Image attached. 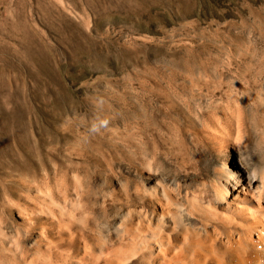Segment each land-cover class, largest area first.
Masks as SVG:
<instances>
[{
  "label": "rangeland",
  "instance_id": "374dc122",
  "mask_svg": "<svg viewBox=\"0 0 264 264\" xmlns=\"http://www.w3.org/2000/svg\"><path fill=\"white\" fill-rule=\"evenodd\" d=\"M263 250L264 0H0V264Z\"/></svg>",
  "mask_w": 264,
  "mask_h": 264
},
{
  "label": "bare ground",
  "instance_id": "6f19581e",
  "mask_svg": "<svg viewBox=\"0 0 264 264\" xmlns=\"http://www.w3.org/2000/svg\"><path fill=\"white\" fill-rule=\"evenodd\" d=\"M241 171L242 172L240 174V177L245 182V184L250 187L252 182H254L256 180L254 173L253 172L244 171L242 169H241ZM238 185H239V181L236 182L235 187H233V188L236 189V186H238ZM260 257H261V255H260Z\"/></svg>",
  "mask_w": 264,
  "mask_h": 264
}]
</instances>
